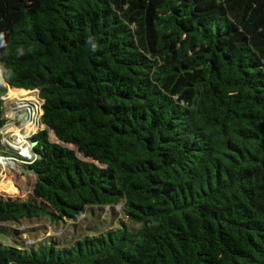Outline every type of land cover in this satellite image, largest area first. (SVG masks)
<instances>
[{
  "label": "trees",
  "instance_id": "16d2710c",
  "mask_svg": "<svg viewBox=\"0 0 264 264\" xmlns=\"http://www.w3.org/2000/svg\"><path fill=\"white\" fill-rule=\"evenodd\" d=\"M0 68L45 125L34 199L0 197V264H264V0H0ZM0 156L21 158L1 135Z\"/></svg>",
  "mask_w": 264,
  "mask_h": 264
},
{
  "label": "rangeland",
  "instance_id": "374dc122",
  "mask_svg": "<svg viewBox=\"0 0 264 264\" xmlns=\"http://www.w3.org/2000/svg\"><path fill=\"white\" fill-rule=\"evenodd\" d=\"M16 90L19 89L12 88L5 82L3 70L0 68V100L7 107L6 118H8L2 131V143H10L14 148L20 149L22 157L27 158L31 154V138L34 134L45 129V126L40 123L44 103L38 99L37 93L36 95L31 94L33 96L23 98L17 94L13 95ZM27 113L29 116H34L35 119H33L32 124L34 123L35 126H30L31 124H28L25 120ZM50 136L53 141L56 140L52 134ZM9 138L13 140L11 141ZM17 140L23 141V148L17 146ZM80 157L82 156L80 155ZM1 161L0 197L20 200L34 199L33 189L37 182V177L31 172L22 170L27 169L25 166L26 161L24 162L19 158L14 161H5L7 162L5 165ZM121 210L122 204L115 206L113 210L110 207L96 208L89 211L86 215H81L75 221H60L56 225L45 219H32L23 221L19 229L24 232L21 237L22 240L26 241V245L41 242L48 237L66 240L71 237L72 231L75 230L82 235H86L91 233L96 227L108 228L115 223V218L121 215ZM111 214H113V217H111Z\"/></svg>",
  "mask_w": 264,
  "mask_h": 264
},
{
  "label": "built area",
  "instance_id": "2783aa9c",
  "mask_svg": "<svg viewBox=\"0 0 264 264\" xmlns=\"http://www.w3.org/2000/svg\"><path fill=\"white\" fill-rule=\"evenodd\" d=\"M38 97V96H37ZM38 99H39V97H38ZM40 100V99H39ZM25 122V121H24ZM41 123V122H40ZM3 128L0 130V135H1V140H2V135H3ZM9 140H13L12 138H9ZM19 140V139H18ZM17 140V141H18ZM17 141H16V143H17ZM3 142V141H2ZM3 144H6V145H8L9 147H11L12 149H14V150H16V151H18V154L21 156V154H20V149H16V148H14L10 143H7V142H4ZM16 145V144H15ZM17 146H19V147H21V148H23L24 147V145L23 146H20V145H17ZM19 158H9V157H4V156H0V160H4V161H10V160H18ZM21 160H23L24 162L26 161V163H25V165H27V164H32V162L34 161V160H32V150H31V154L29 155V156H27V158H25V157H22L21 156V158H20ZM32 160V161H31ZM1 165V164H0Z\"/></svg>",
  "mask_w": 264,
  "mask_h": 264
},
{
  "label": "water",
  "instance_id": "95a60500",
  "mask_svg": "<svg viewBox=\"0 0 264 264\" xmlns=\"http://www.w3.org/2000/svg\"><path fill=\"white\" fill-rule=\"evenodd\" d=\"M25 90V89H24ZM26 91H29V93L30 94H35L36 95V93L38 94L37 96L39 97V99L40 100H42L43 101V103H44V100L43 99H41V97H40V92H39V90H26ZM43 111V110H42ZM45 126V125H44ZM38 142L36 141V142H33L32 143V147H34V146H36V144H37ZM24 172H31L32 174H34L36 177H37V179H38V177H39V174L34 170V169H32V168H27V169H22Z\"/></svg>",
  "mask_w": 264,
  "mask_h": 264
},
{
  "label": "bare ground",
  "instance_id": "6f19581e",
  "mask_svg": "<svg viewBox=\"0 0 264 264\" xmlns=\"http://www.w3.org/2000/svg\"><path fill=\"white\" fill-rule=\"evenodd\" d=\"M19 93H20V92H19ZM25 93H29V92H25ZM17 95H19V94H17ZM19 96H21V97H23V98H26V96L29 97V96H33V95H31V94L29 93V94H27V95H19ZM26 115H27V116H26L27 118H25V120L27 121V123H28V124H31L30 126H35L34 123L32 124L33 119H35L34 116H33V115L29 116L28 113H27ZM44 128H45V127H44ZM16 144H17V145H20V146H23V145H24V144H23V141H17ZM1 162H2L4 165L7 164V162H5V161H3V160H2Z\"/></svg>",
  "mask_w": 264,
  "mask_h": 264
},
{
  "label": "clouds",
  "instance_id": "9594fccd",
  "mask_svg": "<svg viewBox=\"0 0 264 264\" xmlns=\"http://www.w3.org/2000/svg\"><path fill=\"white\" fill-rule=\"evenodd\" d=\"M33 148V147H32ZM32 150V149H31Z\"/></svg>",
  "mask_w": 264,
  "mask_h": 264
}]
</instances>
